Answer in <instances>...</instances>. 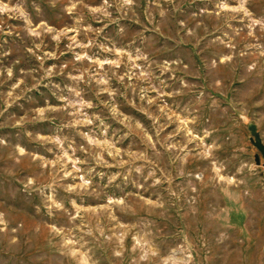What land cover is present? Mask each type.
<instances>
[{
  "label": "rangeland",
  "instance_id": "1",
  "mask_svg": "<svg viewBox=\"0 0 264 264\" xmlns=\"http://www.w3.org/2000/svg\"><path fill=\"white\" fill-rule=\"evenodd\" d=\"M252 124L264 0H0V264H264Z\"/></svg>",
  "mask_w": 264,
  "mask_h": 264
},
{
  "label": "water",
  "instance_id": "2",
  "mask_svg": "<svg viewBox=\"0 0 264 264\" xmlns=\"http://www.w3.org/2000/svg\"><path fill=\"white\" fill-rule=\"evenodd\" d=\"M250 130L253 135L252 142L253 144L258 148V150L261 152L263 159H264V144L262 142V139L260 137V133L257 131V128L255 125H250ZM257 163H260V156H256Z\"/></svg>",
  "mask_w": 264,
  "mask_h": 264
}]
</instances>
